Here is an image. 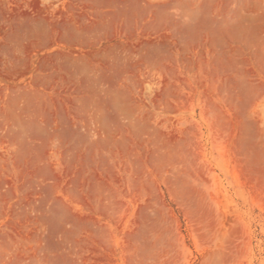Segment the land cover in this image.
<instances>
[{
	"label": "rangeland",
	"instance_id": "374dc122",
	"mask_svg": "<svg viewBox=\"0 0 264 264\" xmlns=\"http://www.w3.org/2000/svg\"><path fill=\"white\" fill-rule=\"evenodd\" d=\"M0 264H264V0H0Z\"/></svg>",
	"mask_w": 264,
	"mask_h": 264
},
{
	"label": "bare ground",
	"instance_id": "6f19581e",
	"mask_svg": "<svg viewBox=\"0 0 264 264\" xmlns=\"http://www.w3.org/2000/svg\"><path fill=\"white\" fill-rule=\"evenodd\" d=\"M92 55H94V54H92ZM97 57V56H96Z\"/></svg>",
	"mask_w": 264,
	"mask_h": 264
}]
</instances>
